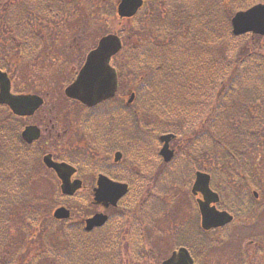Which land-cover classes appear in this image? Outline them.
I'll return each mask as SVG.
<instances>
[{"label":"trees","instance_id":"16d2710c","mask_svg":"<svg viewBox=\"0 0 264 264\" xmlns=\"http://www.w3.org/2000/svg\"><path fill=\"white\" fill-rule=\"evenodd\" d=\"M260 2L264 0H145L143 8L126 19L127 34L124 29L118 31L123 48L114 65L124 100L120 107L109 101L120 121L111 123L117 121L122 127L126 154L136 147V173L142 174L136 176L138 193L154 189L167 194L185 173L202 169L227 182L228 192L235 190L229 204L221 203L222 208L240 217L261 203L249 185L259 156L264 158V35L236 36L231 23L237 11ZM73 3L0 0V67L12 72L24 56L33 60L50 40L43 43L44 34L35 26L44 20L53 23ZM98 8L110 17L116 3L101 0ZM128 92L135 93L132 104L125 99ZM20 132L21 119L8 108H0V264L22 262L27 229L39 228L47 234L58 228L50 217L55 200L36 191L37 180L47 171L39 158L42 149L24 142ZM168 132L175 134L172 174L153 177L150 159L156 156L159 136ZM78 156H85L80 162L91 154L82 150ZM116 212L113 223L93 232L87 248L71 244L72 225L63 222L66 242L52 248L45 240L44 259L49 264H119L116 246L124 213ZM13 222L22 230L16 237ZM222 230L204 231L200 226L195 230L190 225L186 235L209 246L210 234ZM46 237L53 240L50 233ZM259 240L264 242V236ZM260 246L263 254L257 263L246 261L243 254L236 263L264 264V245Z\"/></svg>","mask_w":264,"mask_h":264},{"label":"rangeland","instance_id":"374dc122","mask_svg":"<svg viewBox=\"0 0 264 264\" xmlns=\"http://www.w3.org/2000/svg\"><path fill=\"white\" fill-rule=\"evenodd\" d=\"M106 1L102 0L103 3ZM113 1L116 3L117 10L119 0ZM75 2L70 6L71 10L67 14L59 16L53 23H47L44 20L39 22V26H35L41 29L44 34L43 43L47 38L50 40L43 45L42 51L37 53L33 60L30 59V56H24L17 63L18 69L11 72L12 90L42 95L46 99L44 112L48 113L50 108H54V113H51V116H69L72 113L73 107L68 104V100L63 99L62 95L66 86L65 82L73 77L78 66L81 65V61L84 60L88 51L96 45L99 38L107 33H118L123 29L126 34L129 31L127 20L120 19L116 11L110 17L105 14L102 15L98 8L101 0H75ZM11 61L14 62L13 59ZM74 67H76V71ZM126 97H128L127 93ZM46 136L48 133H45ZM47 145L46 150L53 152L55 156L69 155L68 140L63 139L61 144L48 142ZM160 147L161 144L159 143L156 149H160ZM262 153L263 150L260 151V154ZM124 154L126 156L125 162L127 161L128 164L135 163L130 155L125 152ZM260 156L258 170L252 172L251 182L253 181V183L249 186L253 192H258L257 203H261L256 204V207L248 215H242L225 226L224 230L214 232L215 234L211 233L213 242L209 246L203 245L204 249L197 250L196 264H237L236 261L240 254L247 258L246 261L252 260L254 263L259 261V254H263V251H259L262 249L260 245H264V242L259 240L261 236H264V158ZM155 160L159 161L158 159ZM81 170L85 171L84 169ZM214 180L215 188L221 193L224 191L222 197L230 203L235 190L230 189L228 192L225 188L227 182H223L224 180L220 177ZM58 185L57 177L51 172L46 174L44 178L40 177L37 180V185H35L36 191L45 192L51 201L54 198L57 199L52 205V213L57 206L62 204L76 209L77 218L88 216L95 210L102 209L95 206L91 201L82 200L81 197L66 198L56 195ZM155 192L154 189L152 192L147 189L142 199L149 194L153 196V200L155 196L159 198L164 196L163 199L171 203V211L168 212V208L164 211L157 210L148 227L151 234L148 248L137 251V253L132 252V256L124 254L123 259L126 264H159L177 246V237L174 234L179 232V227L184 226L187 220H196L198 217L195 204L192 203L191 205L195 199L193 197L191 200L188 198L192 195L190 186L187 187V184L184 183L180 187L179 185L171 186L167 194ZM13 225V236L16 237L22 230L21 228L18 229L15 222ZM173 226L175 230L172 228ZM34 227H38V225H34ZM53 239L57 240L58 238L54 237ZM218 240L219 244L216 245L215 242ZM24 241V245H28L24 253H21L24 257L22 263L17 264H49V260L44 259L45 250L42 248V244L45 242V237L39 228L28 231ZM51 247L53 248V246Z\"/></svg>","mask_w":264,"mask_h":264},{"label":"water","instance_id":"95a60500","mask_svg":"<svg viewBox=\"0 0 264 264\" xmlns=\"http://www.w3.org/2000/svg\"><path fill=\"white\" fill-rule=\"evenodd\" d=\"M144 0H121L118 5V13L122 17L133 16L143 5ZM233 32L235 35H242L248 32L264 35V4H256L246 10L238 11L232 19ZM122 47L120 38L117 35L109 34L101 38L96 49L92 50L82 67L77 79L66 88V94L72 98L79 99L87 105H95L109 97H112L118 88L116 70L110 65V58ZM0 103L11 106L18 115H31L43 103V99L34 94L15 95L11 93V81L6 72L0 69ZM40 136V129L36 125H29L23 131V137L28 142H33ZM171 134L161 137L164 146L161 154L165 161H170L174 151L170 149ZM121 154H117V160ZM48 167L53 168L62 180V191L64 194L72 195L82 185V181L71 177L76 168L66 162L54 161L51 154L44 157ZM96 188V201L106 206L116 205L118 200L127 193L128 185L115 182L108 177L100 176ZM194 193L198 191L204 195V200H199L202 213V225L205 229L223 226L232 221L233 216L227 211H220L212 202L219 201V195L210 188V175L202 172L197 173L193 188ZM57 218H68L70 211L62 206L55 210ZM108 216L97 213L87 219V229L103 225ZM194 260L187 248L182 247L174 252L162 264H193Z\"/></svg>","mask_w":264,"mask_h":264},{"label":"flooded vegetation","instance_id":"af4514ba","mask_svg":"<svg viewBox=\"0 0 264 264\" xmlns=\"http://www.w3.org/2000/svg\"><path fill=\"white\" fill-rule=\"evenodd\" d=\"M74 70L76 71V67H74ZM78 72L79 68H77L76 73ZM70 100V102L73 104V111L69 116H50L44 112L43 108L41 109L40 113L36 117L37 119L34 120V122H37L36 124L41 128L42 136L34 143H39L42 152L44 151L46 152L45 154H52L56 161H67L66 157L55 156L53 152L46 149L48 148V142H52L53 144H61L63 139H65V141L68 140L69 149L76 159L73 161L69 157L68 161L75 165H77V160L83 159L85 157L78 156V153H81L82 150L87 152L90 150L93 152L91 153L92 157L90 156L91 158L88 159L89 161L87 160L86 162L82 163H86L85 167H81V169H84L85 171L80 170L79 167L76 166L77 173L74 175V178H80L83 182L79 193L84 192L85 194L81 195L80 197L94 199V191L97 187L98 178L101 174L108 176L114 181L125 182V174L130 175L131 178L136 176V166L135 170L129 171V168H126V165L123 161V154L119 161L116 159L117 154L122 152L124 136L121 132L122 127L119 124V115L114 112V104L110 105V102L108 101L110 99L95 106H89L77 99ZM111 102L116 103L118 107L121 106L119 104V99H111ZM102 103V108H98ZM29 118L30 117L20 118L21 128H23L24 124L28 125L24 122L29 123L31 121ZM114 119L118 120L119 123L117 121L116 123L114 122L116 125L111 123ZM44 132L48 133V136L45 137ZM100 140H102L101 143ZM87 158L89 157L86 156V159ZM77 194L75 196H78ZM136 207L138 210L133 217L132 225L126 228V235H132L134 238L136 237V247H138L142 242H146L150 238L151 234L149 233L148 227L151 224V220L145 217V213L143 215L140 213L139 210L141 205L139 200L136 201ZM115 208H117V206L114 207L112 205L102 208L106 213H108L110 221L115 220V214H119L118 212L115 213ZM71 212L72 216L70 218V223L72 227L70 228V242L74 247L79 244V246L87 248L90 246L92 232L97 228L91 231L87 230L85 226L86 218L81 217L78 219L76 217V209H72ZM130 218L131 216H128L124 219V222ZM78 225H80V228ZM119 240L122 241V232L121 238H119Z\"/></svg>","mask_w":264,"mask_h":264}]
</instances>
